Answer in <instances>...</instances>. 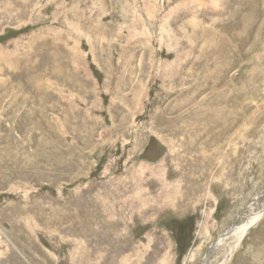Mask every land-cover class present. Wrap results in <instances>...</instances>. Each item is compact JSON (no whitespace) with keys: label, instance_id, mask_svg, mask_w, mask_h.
<instances>
[{"label":"rangeland","instance_id":"374dc122","mask_svg":"<svg viewBox=\"0 0 264 264\" xmlns=\"http://www.w3.org/2000/svg\"><path fill=\"white\" fill-rule=\"evenodd\" d=\"M232 228L210 264H264V0H0V264H206Z\"/></svg>","mask_w":264,"mask_h":264},{"label":"water","instance_id":"95a60500","mask_svg":"<svg viewBox=\"0 0 264 264\" xmlns=\"http://www.w3.org/2000/svg\"><path fill=\"white\" fill-rule=\"evenodd\" d=\"M234 228H232L231 230H229V231H227L226 232V234H224L223 236L224 237H230V235L233 233V230ZM218 242H219V240L217 241V242H215V243H213L211 246H210V248H209V252H208V254L206 255V264H210V258H211V255L213 254V252L216 250V248H217V246H218Z\"/></svg>","mask_w":264,"mask_h":264},{"label":"bare ground","instance_id":"6f19581e","mask_svg":"<svg viewBox=\"0 0 264 264\" xmlns=\"http://www.w3.org/2000/svg\"><path fill=\"white\" fill-rule=\"evenodd\" d=\"M262 211V210H261ZM262 213L263 212H261L260 214H258V215H255L254 217H253V219H252V222L255 220V221H257L260 217H261V215H262ZM251 223V222H250ZM227 237H224V236H222L220 239H219V242H218V246L226 239ZM217 246V247H218ZM205 263H206V261H205Z\"/></svg>","mask_w":264,"mask_h":264}]
</instances>
